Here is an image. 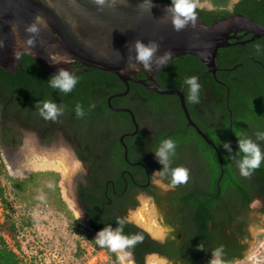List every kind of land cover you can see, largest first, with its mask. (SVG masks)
I'll use <instances>...</instances> for the list:
<instances>
[{
    "label": "flooded vegetation",
    "instance_id": "flooded-vegetation-1",
    "mask_svg": "<svg viewBox=\"0 0 264 264\" xmlns=\"http://www.w3.org/2000/svg\"><path fill=\"white\" fill-rule=\"evenodd\" d=\"M231 43L227 48L239 44L235 39ZM241 56L244 59L232 68L217 66L214 73L203 63V68L196 70L194 75L202 86L197 104L186 99L185 79L181 87L170 86L177 68L184 65L183 56L171 59L167 66L156 73L144 69L132 74L127 77V82L116 74L74 62L71 70L76 74L78 83L71 93L64 94L50 87V95L43 97L33 86L30 89L35 90L20 91L16 106L14 98L0 95V144L21 158L27 154L29 161L45 154L54 157L64 154L71 162V156L66 151L70 149L86 171H72L73 204L69 207L74 217H81L85 227L95 230V217L100 220V216H126L130 208L137 206V194L143 192L153 198L164 217V223L173 229L164 243L156 240L160 245L175 241L176 246L180 247L190 234H208L204 242L194 243L205 248L196 261L208 264L211 249L220 245L230 246L234 234L237 252L232 255L231 251L229 255L233 257L231 264H236L246 258L248 239L252 237L250 226L254 218L250 213L251 205L257 200L264 201V197L254 195L253 201L241 208L233 203L231 194L221 198L219 181L217 192L211 195L219 206L201 210L195 208L193 201L197 200L196 194L185 192L196 187L203 190L210 188L211 179L204 175L205 155L207 151L218 154L197 128L190 124L181 97L161 93L160 90H177L184 95L192 120L216 143L222 156L227 150L220 143L231 142L234 138V87L243 85L237 73L240 69L246 71L249 66L250 70L256 66L260 69L257 82L264 88V61L257 59L246 48ZM19 67H23L21 61ZM219 75L224 76L225 80ZM43 100H52L63 108V114L56 121L45 120L35 107L37 101ZM77 103L85 109L86 115L82 118L75 114ZM212 135L218 136L219 142ZM168 137L177 142L172 167H186L189 180L163 191L151 180V173L162 167L153 151ZM251 138L255 140L256 136ZM47 171L58 173L61 185L62 174L54 168L24 169L22 172L27 175L22 178ZM223 199L224 207L221 204ZM205 217H209L207 224L210 228L206 230L202 224ZM256 227L258 230V225ZM258 231H264V224ZM158 254L173 264L188 262L180 257Z\"/></svg>",
    "mask_w": 264,
    "mask_h": 264
},
{
    "label": "water",
    "instance_id": "water-1",
    "mask_svg": "<svg viewBox=\"0 0 264 264\" xmlns=\"http://www.w3.org/2000/svg\"><path fill=\"white\" fill-rule=\"evenodd\" d=\"M170 3L169 0H108L105 6L100 7L94 0H0V40L3 41V46H0V68L17 74L21 57L31 55L50 74L61 67L72 71L71 64L80 62L87 67L116 74L127 82L128 76L144 70L142 65H137L136 69L128 67L130 62H134L129 57L135 56L131 45L139 39L145 43H158L156 56L163 55L166 51H171V59L193 55L215 73L219 50L231 46V40L237 38L238 33L252 35L242 44L264 38V24L244 14L216 19L211 24L196 16L194 24L189 23L177 31L173 27L171 13L167 11ZM38 15L44 21L40 25V31L36 34L26 32V27ZM30 36L34 38V45L30 51H25V42ZM15 51L20 53L18 59L14 55ZM49 53L69 55L72 62L53 64L49 60ZM160 69L154 64L151 71L156 73ZM160 92L181 97L190 124L214 147L223 165L216 143L192 120L184 95L177 90L162 89ZM132 116L135 120L133 113ZM5 149L9 166L15 173L26 175L22 170L28 168H54L60 171L68 199L73 204V169L68 156L63 154L54 157L52 154H45L29 161L27 154L21 158L12 150ZM263 208L264 201L257 200L251 205L250 213L254 220L250 226L252 237L248 239L246 255L253 250L256 236L264 233L258 231L264 224Z\"/></svg>",
    "mask_w": 264,
    "mask_h": 264
},
{
    "label": "trees",
    "instance_id": "trees-1",
    "mask_svg": "<svg viewBox=\"0 0 264 264\" xmlns=\"http://www.w3.org/2000/svg\"><path fill=\"white\" fill-rule=\"evenodd\" d=\"M171 2V0H169ZM193 2L196 5L195 0ZM213 9H206L196 5L195 14L202 18L207 23L211 24L216 19L228 17L233 14H244L249 16L260 23L264 24V0H239L229 8L231 0H211ZM252 37V35H245L244 32L238 33L237 38L239 44L230 48H221L219 55L216 59L217 66L222 68L234 67L239 64L244 57H242L243 49H250L257 59L264 61V38L257 39L253 42H248L246 46L242 45V41H245ZM182 66L177 68L174 73V80L170 86L181 87V82L187 76H193L196 70L203 68V63L193 55L183 56ZM21 64L23 67L17 68V74H11L5 72L0 68V95L8 98H14V105L18 103L17 98L21 90L32 91L37 89L39 96L47 97L50 95L51 88L49 86L50 73L45 70L32 56L23 55L21 57ZM250 68V66H249ZM246 71L243 69L239 70L238 76L242 79L243 85L234 87V96L236 100H233V106L235 110L234 119V138L231 141L233 148V155L238 148L237 137L240 135H246L249 137L256 136L257 131H264V88H261L257 82V76L260 69L256 66L253 67V71L250 69ZM219 78L225 80L224 76ZM25 85V89H22V85ZM35 86V89H30ZM214 139L219 142V138L216 135H212ZM262 151H264V141H258ZM223 165L219 160V156L212 151H207L206 165L204 175L211 179V186L207 190L199 189L198 187L190 189L185 193L196 194L193 203H195L196 209H211L215 207L216 203L211 195L217 192L218 183L221 181V198L230 196L234 204L239 207L243 205H249L254 195H260L264 197V163L261 167L254 170L248 177H243L239 174V169L236 167V160L239 157L230 158L227 152L222 153ZM4 176L7 183L11 187V193L17 202L28 201L32 193L42 184V179H49V185H54L55 194L60 201V207L66 209V203L61 197V188L59 186L60 175L53 171L47 172H36L27 178H16L11 176L5 169V165L2 163L0 166V177ZM226 195V196H225ZM225 199L222 200L221 204L224 207ZM0 201L4 210L3 220L0 222V264H22L18 253L12 247L9 240L14 245L19 246V228L15 221L14 210L12 202L7 194V186L0 185ZM228 203V202H227ZM216 206H219L218 204ZM120 217H106L100 216V220L95 217L94 225L95 230L87 228L91 235L94 236L104 226L111 225L112 227L117 226V219ZM207 221L209 217H205V221L202 222L204 229H210ZM24 224L28 225L31 222L30 216L23 217ZM79 228H83L82 225L78 224ZM124 234L132 235L141 233L144 236V240L138 243L133 249L132 253L135 255L136 262L138 264H145V257L150 253L167 254L170 257H180L186 262V264H202L197 262L200 249L198 242H204L207 240L208 234L199 236L195 233L190 234L188 239L184 242L183 246L177 247L176 242H168L166 245H160L156 240L152 239L147 232H142L134 224L124 225ZM204 233V231H203ZM87 235L89 239L93 236ZM204 238V239H203ZM203 239V240H202ZM95 242V238H93ZM235 235L233 234L232 242L230 246L224 247L225 261L226 264H231L232 258L229 252L234 255L237 252L235 247ZM204 248V247H203ZM113 258H116V254L111 252L108 248L104 247ZM205 249V248H204Z\"/></svg>",
    "mask_w": 264,
    "mask_h": 264
},
{
    "label": "clouds",
    "instance_id": "clouds-1",
    "mask_svg": "<svg viewBox=\"0 0 264 264\" xmlns=\"http://www.w3.org/2000/svg\"><path fill=\"white\" fill-rule=\"evenodd\" d=\"M94 2L103 7L108 3V0H94ZM196 5L193 0H171L167 11L171 13L173 27L179 31L186 27L189 23L194 24L196 21L195 14ZM44 23L41 16H36L33 23L28 25L25 29L30 34H36L40 31V25ZM27 47L25 51H30L34 45V38L29 37L25 42ZM0 46H3V41L0 40ZM131 48L135 52L134 57H129L130 62L128 67L136 69L137 65H142L145 70H151L153 65L162 68L167 66L169 60L172 58L171 51H166L163 55L156 56L159 50V44L155 41L145 43L137 39ZM16 59L19 58L20 53L15 51ZM49 60L53 64H70L72 57L66 54L49 53ZM155 57V60H154ZM49 86L57 89L64 94L71 93L78 83V78L75 73L67 68H59L55 73L50 75L48 81ZM186 86V99L197 104L200 102L201 84L198 77L193 75L186 77L184 80ZM35 107L39 110L40 115L45 120L56 121L57 118L63 114V108L58 106L52 100L37 101ZM91 107H94L92 105ZM75 114L77 117H84L86 115L82 104L75 105ZM256 139L246 135H240L237 138L238 148L233 155V148L230 141H223V148L227 150L230 158L239 157L236 160V167L239 169V174L243 177H248L252 172L261 167L264 163V151H262L260 144L257 141H264V131L256 132ZM177 142L171 138H165L161 141L158 148L153 151L154 156L162 167L154 170L151 173L152 183L163 191L173 189L178 185L185 184L189 180V171L186 167L176 166L172 167V157L176 154ZM68 151L71 156V167L73 170L86 171L83 168L82 162L75 157L70 149ZM68 169L66 168L65 171ZM51 187V185H49ZM138 202L135 208H130L126 216L117 219V226L114 228L111 225L104 226L95 235V242L100 247H106L111 252L116 254L119 264H135L133 249L138 243L144 240L141 233L132 235L124 234L125 224H134L142 230L147 232L154 240L164 243L173 229L164 223V217L159 213L153 198L143 192L136 196ZM204 250L203 246L199 247ZM225 253L223 245L211 249V256L208 264H226ZM145 264H171V262L158 253H150L145 257Z\"/></svg>",
    "mask_w": 264,
    "mask_h": 264
},
{
    "label": "rangeland",
    "instance_id": "rangeland-1",
    "mask_svg": "<svg viewBox=\"0 0 264 264\" xmlns=\"http://www.w3.org/2000/svg\"><path fill=\"white\" fill-rule=\"evenodd\" d=\"M237 0H231L232 8ZM202 8H213L211 0H195ZM5 165L6 171L13 177L22 178L13 172L4 146L0 144V166ZM49 179H42L41 185L25 202H17L11 193V187L2 175L0 185L7 186V194L12 202L14 217L19 228V246L12 247L18 253L22 264H119L118 260L93 241L95 236L85 227L79 215L74 217L70 211V201L61 182V197L66 209L60 207L55 194V187L49 186ZM3 207L0 201V222L3 220ZM24 216H30L31 222L26 225ZM78 224L83 228H79ZM87 235L93 236L89 239ZM236 264H264V233L256 236L253 250L246 258Z\"/></svg>",
    "mask_w": 264,
    "mask_h": 264
},
{
    "label": "bare ground",
    "instance_id": "bare-ground-1",
    "mask_svg": "<svg viewBox=\"0 0 264 264\" xmlns=\"http://www.w3.org/2000/svg\"><path fill=\"white\" fill-rule=\"evenodd\" d=\"M68 197V196H67Z\"/></svg>",
    "mask_w": 264,
    "mask_h": 264
}]
</instances>
